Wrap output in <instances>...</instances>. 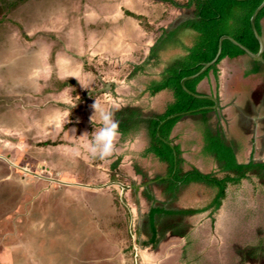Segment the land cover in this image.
<instances>
[{
  "label": "rangeland",
  "instance_id": "rangeland-1",
  "mask_svg": "<svg viewBox=\"0 0 264 264\" xmlns=\"http://www.w3.org/2000/svg\"><path fill=\"white\" fill-rule=\"evenodd\" d=\"M185 2L186 0H126L132 11L146 14L147 21L153 25L162 16L163 21H167L162 23V27H170L183 20L187 14L189 16L190 9L176 7L183 6ZM122 4L123 0H0V264H264V173L257 170L250 171L248 179L227 186L226 198L215 214L208 210L194 215L155 216L154 242L150 241L148 224V212L152 207L159 206L170 211L201 210L214 200L217 189L210 186L208 181L168 189L170 185L164 181L168 180L166 168L152 161L146 162L147 169L140 181L132 180L125 169L116 177L113 174L115 182L129 188L117 187L114 200L109 197L105 199L102 205L105 210L101 212V218H90L84 215V211H76L77 216L59 219V222H67L64 224V237L67 241L70 234H76L73 248L66 250V242L53 244L45 241L43 247L48 249H42V245H35V235L26 234L24 228L17 230V222L21 223L23 220L26 223L22 205L28 198V195H24L20 199V186H24L23 180L35 176L16 168L18 166L28 170L16 155L22 151L33 152L32 148L44 144V140L53 134L56 136H53V144L57 145L60 131L70 126L76 117H79L82 124H86L83 125L84 129H88V135L92 136L94 122L86 114H91L88 104L99 92L92 85V76L97 72L96 67L103 66V61L97 63L96 58H91L93 55L90 53L96 52L92 47L96 48V44L91 41V35L86 37L85 30L92 28L88 21L84 24V18L95 17L97 14L99 21H102L98 23L101 26L105 17L116 16L119 8L124 5ZM107 30L109 29L103 30L100 27L97 29L102 35ZM147 35L148 39L153 37L149 33ZM64 50L78 51L81 59H77L75 65H81L84 72L93 74L89 77L86 75L88 80L81 85L77 95L72 93V99L68 97L70 100L66 104L72 109L70 116L56 112L59 118L41 120L42 129L40 123H33L41 119L39 113L30 115L27 120L22 117L21 122H16L14 113L21 112L19 105H45L48 99H56L50 97L51 94H60L62 91L63 84L57 83L53 88L48 82L49 79L56 80V72L64 70ZM98 54L105 57L106 51ZM75 65L68 63L66 67L71 66L73 71L77 70ZM237 66L242 68L243 63L239 62ZM106 68L112 67L105 63L101 76L104 82H112L111 85L115 83L119 86L130 78V66L111 73ZM218 73L219 77L223 74L221 71ZM141 78L131 80L132 90L135 88L133 94L132 90L122 87L117 89V94L113 91V95L100 90V102L112 104L119 97L129 103L138 96L139 85L144 80ZM117 79L120 83L114 82ZM251 80L247 77L244 87L239 88L244 97L238 102H235L232 93H227L226 88H219L216 92L219 108L215 116L207 115L212 129H217L223 136L227 135V142L222 140L221 135L219 138L235 154L238 164H248L249 161L264 163V105L256 109L251 107L261 97L257 91L261 83ZM248 92L251 93L249 97ZM62 97L65 98V95ZM158 100L150 101V105L146 100L140 102L142 117L162 112L163 107L156 106L159 105ZM117 108L120 110L116 107V114ZM256 118L260 119L258 122L262 128L257 129V124L254 128L251 127L254 121L252 119ZM239 126L244 130L241 128L240 131ZM184 127L185 125L178 131V135H185L190 143L184 146L187 160L179 166L181 171L184 173L198 168L201 174L222 179L228 173L222 172L221 166L213 157L201 154L202 144L198 132L189 134V130L183 134ZM46 129L48 130L44 131ZM248 131L253 132L247 134ZM27 132L30 133L26 134ZM147 155L149 158L150 154ZM180 158L182 159V155ZM90 162L94 164L96 160L91 159ZM29 171L40 175L37 168ZM82 182L87 183L85 176L82 177ZM89 187L90 190L82 189L91 196L99 194V190L93 189L95 186ZM29 190L27 187L26 193ZM139 195L141 203L138 202ZM107 205L110 210L106 209ZM77 207L79 209L80 206L76 205L75 210ZM32 212L30 211L31 216ZM39 228L34 225L36 233ZM18 233L20 239H17ZM57 233L55 229L52 231V234Z\"/></svg>",
  "mask_w": 264,
  "mask_h": 264
},
{
  "label": "crops",
  "instance_id": "crops-1",
  "mask_svg": "<svg viewBox=\"0 0 264 264\" xmlns=\"http://www.w3.org/2000/svg\"><path fill=\"white\" fill-rule=\"evenodd\" d=\"M170 1L176 2L178 0H170ZM123 4H122L123 6L121 5L122 7L119 8L120 11L117 13L115 12L116 16L115 17L111 16L110 18L105 17V20L103 21V25L101 26L99 24L102 23V21L101 20L99 21V19L97 18V14H95L96 15L95 17L90 16V18H84V24L86 23L85 21H88L89 27L92 28V30L89 29L85 30L87 34L86 37L91 35L90 36L91 41L94 44H96V48L92 47V49L95 50L96 52L92 51L90 53L91 55H93L91 56V58L92 59L96 58L97 63L103 61V66L96 67L97 72L94 75L88 72H84L83 67L81 65L79 66L75 65V61L77 59H81V56L78 53V51H73V52L70 51L73 55L68 53V51L62 52V54L66 55V57L64 56L65 58L63 59L65 61L64 70L63 71L59 70L58 72H56L57 73L56 80L51 81L49 79L48 82L49 86L51 85V87L53 88H55V84L57 83L63 84L62 91H60V94L59 92L51 94L50 97H55L56 99L55 100L54 98L48 99V102H46L47 104L45 105L43 104L36 105L33 103L19 105L21 108V112L14 113V119H17L16 122L19 123L20 118L22 117L23 119L27 120L28 117H31L30 115H33L35 113H39L41 115L40 120L33 121V123L35 124L36 123L41 124L42 119L49 121L50 119L53 120L56 117L59 118V116L55 114L56 112L57 114L59 112L64 113V115L68 114L67 116L69 117L70 116L69 114L72 112V109L66 103L68 102V100H70V98L72 99V93H76L77 95V92L81 88V85L82 84L84 85L87 82L88 79L86 78H88L89 75H93L91 82H93L92 85L97 87L96 91L100 92V90H104L106 94L113 95V91L115 94H117L118 93L117 89L121 87L124 89L128 88L131 91L133 85V81L131 80H136L138 79V77L139 79L140 77H142L141 79H144L143 82H146V80H150V79H157V77L161 74L163 67L169 64L170 62H172V60H174V57L178 58L180 56H183L182 53L183 51L182 52L180 51L181 47L180 46L173 47L172 42L173 40L176 42L177 41L181 42L183 47H185V42H186L185 37L191 33L188 30H185L184 34L186 35H184V39L183 37L182 39H179V37L181 36V32L175 30L185 22L192 21L194 19L193 8H190L189 16L187 14L186 16H184L183 20H180L178 23L174 25L172 24L170 27H164V26L162 27V23L163 24L167 23V21L166 22L163 21L162 16L158 18L157 20L158 22L155 21L156 24L153 25L151 24V22L147 21L146 14L137 10L132 11L130 6L126 4V0H123ZM168 8L172 9L173 7L168 6ZM141 10L143 9L141 8ZM170 11L171 13H173L172 10ZM126 12L141 17L142 19L137 20L131 16L126 15ZM161 13L162 12H160L159 15H161ZM78 23H81V20H78ZM98 27H100V29L103 30L108 28L109 30H107L105 35H102V33H99L100 32L99 30H98L99 32L97 31ZM260 29L264 44V17L260 20ZM147 32L153 35V37L148 39ZM173 32L175 33L169 40H165L164 44H158V40L163 35V33H164V37L166 38L168 34ZM152 49H153V53L155 54L150 56V51ZM104 50L106 51L105 54L106 56L102 57L98 53H103ZM251 59L252 58L250 56L244 54L235 59H227V58L223 59L221 62H219L218 65H216L217 72L218 71H221V73L223 72V74L220 77L218 76V82H219L218 90L219 88L220 89L226 88L227 93L230 92L234 96L235 102H238L240 99L244 97V94H241L242 91L239 88H243L244 85L246 84L245 83L246 78L241 76V72L243 69L241 67H238L237 63L241 62L244 64H248L251 63L250 62ZM68 63L75 65L74 68H76L77 70L72 71L71 66L66 67L68 66ZM105 63L107 64V66L112 67V68H106V70L110 73L113 71L114 72L120 71L123 68L130 66L131 67V69H129L130 78L126 82L123 81V83L119 84V86H116L115 83L114 85H111L112 82H104L103 77L101 75L103 74L102 72L104 70L103 67ZM251 66L253 65L251 64ZM251 66L247 68L250 69ZM257 67H261L264 72V49L262 52V61H257L254 64L253 71H256L258 69ZM208 69H206L205 71H207ZM227 76H229L228 79L226 78ZM114 82L120 83V80L118 81L117 79L114 80ZM259 87H262L264 89V82ZM134 89L132 90L131 94H133ZM143 90H144V86L139 85V92L137 98L132 99L129 102L132 103L133 107H135L136 105H140V102L144 100H146L147 101L146 103L150 105V101L154 99H159L157 101L159 105L156 106L163 107L167 103L168 99H170L169 94L165 92H161L155 95L154 97H148L147 94L140 96L139 95L140 91ZM99 92L98 94H96L93 101H91V103L88 104L89 106L88 110L91 111V114L88 112L86 114V117H89L90 121L94 122L93 124L94 132L100 126V121L98 117L95 114H93L91 107L95 103L94 101L99 102L102 106L111 109L115 115V118H116V114H115L116 112L114 111H116L115 110L116 107H119V104H117L115 100L112 101V104H109V102L107 103L100 102L102 100L100 99L99 96H101L102 94H100ZM57 94L61 95V97L59 95L57 97L56 96ZM63 94L65 95V98L62 97ZM195 95L200 96L201 98L199 99L210 101L213 104L209 107L200 108L194 112H189L181 115L180 120H178L175 126L173 127L170 133L168 144L169 146H171L172 149L175 150L177 148L179 150L180 156L182 155V159L180 158V156L177 157L176 153L174 154L176 156L175 159L176 164L174 165V171L172 175H174L176 171L181 170L179 166L183 161L186 162L187 160L185 154L186 149L184 148V146L188 145L190 143L189 142L190 140H188V138L185 135H183L182 137L178 135V131H181L182 126L185 125L183 129V134L188 132L189 130H191L189 134L198 132V135L200 136L201 139L200 143L202 144V146H203L202 133L205 134L206 132L210 136L217 138L218 141L222 144L223 141L226 140L225 142H227L228 140L226 134H224L223 136L221 133L217 131V129L216 131L212 129L213 127L210 126L211 122L209 121V118H207V115L212 114L215 116L216 114L215 112L219 108V100L217 98V93L215 92V84L211 72H209L208 75L200 81V83L197 86V94ZM69 96L70 98H68ZM210 98L217 100L216 106ZM258 99L259 100L256 101V103L253 102L251 104L252 109H256L264 105V95H262ZM249 109L247 107V110ZM202 111H205V114L202 113ZM249 112L252 111L249 110ZM195 119L196 122H194ZM252 120H254L252 122V126H251L252 128L255 127V124L258 125L257 129L262 128L261 124L258 122V120H260L259 118ZM41 125L42 126L40 127L42 129L43 124ZM83 125L86 124H82L79 117H76L75 121L70 126H68L65 130H62V132L60 131V135H59L60 140L57 143V145L53 144V142L55 143L53 136L56 137L55 134H53L44 140V144L32 148L34 149L33 152L22 151V152H18L16 155L17 158L19 159L21 158V162L24 163L23 165H26L28 167V170H31L32 168H37L40 173L39 175L40 178L30 177V179L22 181V183H24V186H20L21 187L20 199L21 196L24 197V195H28V198L26 199L24 205H22V208L24 207V213L26 214L25 221L27 224L24 223L23 220L21 221V223L17 222L16 223L17 230L19 231L20 228L21 229L24 228L26 229L25 231H27L26 234L35 235L34 236L36 238L34 239L35 245L38 244L40 247L42 245L41 247L42 249H48L46 247H43V245L46 244L45 241H48L53 244L66 242V246H67L66 250L73 248V246L76 244V234L75 233L70 234V237L68 238L67 241V238L64 237V234L66 232L64 228V224L67 222L66 221H64V223H62L61 221L59 222V219L61 218L60 220L62 219L66 220V219H70L73 216H77L76 211H84V215L90 218H101V212L105 210L103 209L102 206L103 203L105 202V199L109 197L111 198V200H114V194H115L114 191H117V187H120L121 189H123L122 187H125L122 184L115 182L113 180L114 178L113 174H115L116 177L123 172V171L120 172L122 169H125V172H127V175H129V177L131 176L132 180L140 181L144 176V171L147 169L145 168L146 162H151V161L152 163H156L157 165L164 166V168H166L165 169L166 172L168 169V165L166 163H162L158 161L152 154H150L148 158V155L145 153V150L148 147V139L144 131H139L135 133V135H132L125 142H120V137H119L116 146V151L111 157L104 160L98 158H92L87 149V145L91 137L88 135L89 133L88 129H84L85 126ZM239 127H240L239 128L240 131H242L241 128L244 130L242 126ZM44 128L47 127L44 126ZM47 130L48 129L44 131ZM252 132L248 131L247 134H251ZM28 133L30 132H27L26 134ZM85 133L87 134L83 135ZM220 135L223 138L222 139L223 141L219 138ZM202 146H201V150H202ZM29 150H31V148ZM208 156L214 158L213 155H208ZM91 159L96 160V163L93 164L92 162H90ZM177 160H182V162L178 163ZM125 162L127 163V166H125ZM216 163L218 162L216 161ZM193 169L198 171V168H193ZM193 169L187 170L184 173L186 172L188 173ZM203 175H210V174H203ZM83 176H85V179H87V183L82 182ZM248 177L249 176H247V179ZM44 178H46V180ZM47 178L51 180H58L65 184H58L53 181L49 182ZM167 179L168 180H164V181L169 182L172 179V176L168 175V172H167ZM73 183L100 187L97 189L100 192H98L99 194H97L96 196H91V194H88V192L83 191L84 189L86 190V188L82 189L80 187L70 185ZM27 187L31 190L28 191L29 193L31 192V194L26 193ZM128 188L129 186H126L125 189ZM148 198H151V196H148ZM224 199H221L220 207L218 210L214 211V208L211 206V204H213L214 202V200H212L206 207L202 208L200 211L203 213V211L206 212L210 210L212 211L210 212L211 214L212 213L215 214L220 210ZM138 202L141 203L140 195ZM76 205L80 207L79 209L77 207V209L75 210ZM156 208L170 212V210L161 208L159 206H156ZM106 209L110 210V207L107 205ZM188 210H172V211L178 212V211H188ZM30 211H33L32 216L30 214ZM194 214H187V215H194ZM157 215L170 216L174 214H164V213L155 214L153 215V219ZM176 215H180V214H176ZM22 218L24 219L25 217ZM34 218L35 220H33ZM34 225H36V228L40 227L38 231L36 230L37 233L34 231ZM54 229L58 231L57 234H52V231ZM151 238H152V234H151ZM17 239H20V236L17 237Z\"/></svg>",
  "mask_w": 264,
  "mask_h": 264
},
{
  "label": "trees",
  "instance_id": "trees-1",
  "mask_svg": "<svg viewBox=\"0 0 264 264\" xmlns=\"http://www.w3.org/2000/svg\"><path fill=\"white\" fill-rule=\"evenodd\" d=\"M263 0H187L183 6L176 5L178 8H193L194 19L192 21L185 22L175 31H180L181 36L179 39H184L185 30H188L191 34L187 35L185 47L181 42L173 40V47H178L183 53V56L178 58L174 57V60L164 66L161 74L157 79L146 80L141 85L144 86V90L140 91V96L148 95V97H154L155 95L165 92L169 94L167 103L163 106L161 113H154L149 117H142V109L140 105L128 108L125 111L118 112L116 114L119 119V130L121 133L120 142H125L135 133L143 130L148 139V147L145 150L146 154H152L158 161L166 163L168 165V175L172 176L171 181L167 182L170 186L168 189L177 188L191 182H210L211 186L217 189L216 198L211 204L214 211L220 207L221 199L226 197L225 190L227 186L238 184L241 180L247 179L246 173L250 170H257L258 172H264V163H248L238 164L235 160L234 154L230 148H227L224 144L220 143L217 138L210 136L207 132L203 135L202 141V154L213 155L214 159L221 165L222 172L226 174L222 179H218L214 176L203 175L197 170L182 173L181 170L174 171V165L176 164L175 153L177 157L180 156L179 150L172 149L169 144L170 133L180 120L181 115L194 112L200 108L209 107L213 103L203 99H199L192 95H189L183 90L181 81L184 78L195 75L199 72L202 66L211 62L217 53L218 42L222 36H229L251 53L258 52L259 44L253 35L250 26V18L255 9L262 3ZM174 4V3H173ZM126 15L131 16L137 20H141V17L132 15L126 12ZM264 17V8L258 13L255 19V27L257 32L261 35L260 20ZM175 32L170 33L167 37L163 35L158 40V44H164L165 40H169ZM221 54L214 65L209 67L200 76L187 80L183 83L184 88L192 94H197V86L200 81L205 78L209 72H211L215 84V92L218 90V72L216 65L223 59H235L244 52L232 44L228 40H224L222 43ZM153 49L150 51V56L153 55ZM205 114V111H202ZM122 115V117H121ZM173 119L166 121L163 125L161 122L166 120L170 116H174ZM181 163L182 160H177ZM232 173L233 175H231ZM201 212L200 210H188V211H163L159 208H151L148 216L149 230L152 234L151 242L155 240V227L153 215L155 214H194Z\"/></svg>",
  "mask_w": 264,
  "mask_h": 264
},
{
  "label": "clouds",
  "instance_id": "clouds-1",
  "mask_svg": "<svg viewBox=\"0 0 264 264\" xmlns=\"http://www.w3.org/2000/svg\"><path fill=\"white\" fill-rule=\"evenodd\" d=\"M91 107L93 114L100 121V126L92 134L87 149L92 158L104 160L111 157L116 151V146L121 136L119 121L115 118L111 109L102 106L99 102L95 101Z\"/></svg>",
  "mask_w": 264,
  "mask_h": 264
},
{
  "label": "water",
  "instance_id": "water-1",
  "mask_svg": "<svg viewBox=\"0 0 264 264\" xmlns=\"http://www.w3.org/2000/svg\"><path fill=\"white\" fill-rule=\"evenodd\" d=\"M264 8V0L262 1V3L255 9L254 13L252 14L251 18H250V26H251V30L253 32V35L254 37L256 38L258 44H259V49H258V52L253 54L251 53L249 50H247L245 47H243L241 44H239L237 41H235L234 39H232L231 37L229 36H222L220 39H219V42H218V50H217V53L215 55V58L209 62V63H206L202 66L201 70L199 72H197L195 75L193 76H190V77H187V78H184L182 81H181V84H182V87H183V90L188 93L189 95H192L194 97H197V98H201L200 96H196L192 93H190L189 91H187L185 88H184V85L183 83L187 80H192L198 76H200L206 69H208L209 67H211L212 65L215 64V62L217 61V59L219 58L220 54H221V48H222V43L224 40H228L230 41L232 44H234L235 46H237L238 48H240L244 54L250 56L253 60L255 61H262V52H263V49H264V44H263V40H262V36L257 32L256 30V27H255V19L258 15V13ZM215 106L217 105V100L216 99H212L210 98ZM177 115H174V116H170L168 117L166 120H164L163 122L160 123V125H163L166 121L170 120V119H173L174 117H176ZM171 147V146H170ZM17 169L21 170V171H25L27 172L28 174H31L32 176H35V177H39V175L35 174L34 172H30L29 170H25L24 168H20V167H16ZM46 180V178H44ZM48 179V178H47ZM49 182L50 181H53V182H56L58 184H65L61 181H58V180H51V179H48ZM47 180V181H48ZM70 185H73V186H77V187H80V188H91L89 186H83V185H77V184H70ZM122 187V186H121ZM100 187H94L93 189H98ZM123 189L126 188V187H122Z\"/></svg>",
  "mask_w": 264,
  "mask_h": 264
},
{
  "label": "flooded vegetation",
  "instance_id": "flooded-vegetation-1",
  "mask_svg": "<svg viewBox=\"0 0 264 264\" xmlns=\"http://www.w3.org/2000/svg\"><path fill=\"white\" fill-rule=\"evenodd\" d=\"M64 51H68V50H64ZM63 51V52H64ZM68 53H70L71 55H73L70 51H68ZM242 56V55H241ZM251 63H248V64H244L243 63V67H242V72H241V76H243L244 78H247V77H250L252 80L251 81H254V80H257V81H259L261 84H263V82H264V72H263V70H262V68L261 67H257L258 69L256 70V71H253V67H254V64L257 62H255V60L253 61L252 59H251V61H250ZM251 64L253 65V66H251ZM249 66H251V68L249 69V68H247V67H249ZM256 66V65H255ZM143 86V85H142ZM261 86V85H260ZM256 88H258V87H256ZM258 91V93L260 94V96H262V95H264V89L262 88V87H260L259 88V90H257ZM138 92H139V89H138ZM245 92V91H244ZM249 94H248V97L251 95V93L250 92H248ZM97 94V93H96ZM241 94H243V92H241ZM116 103H119V108H120V110L118 111V112H121L122 110L123 111H125L126 109H128V108H132L133 107V105H132V103H128V101L126 100V99H124V98H119V97H117V100H116ZM128 104V105H127ZM126 106H128V107H126ZM125 107V108H124ZM116 110V109H115ZM116 114V113H115ZM121 117H122V115H121ZM116 119H117V117H116ZM118 121H119V119H117ZM141 131H143V130H141ZM145 133V132H144ZM238 146V145H237ZM240 146V145H239ZM238 146V147H239ZM175 159H176V157H175ZM250 162H252V161H249V163ZM253 163V162H252ZM250 171H252V170H250ZM250 171H248L247 173H246V175H248V173L250 172ZM253 172H254V169H253ZM262 173H264V172H262ZM2 181V180H1ZM211 186V185H210ZM149 212H150V210H149ZM148 212V213H149ZM134 244H135V242H134Z\"/></svg>",
  "mask_w": 264,
  "mask_h": 264
}]
</instances>
